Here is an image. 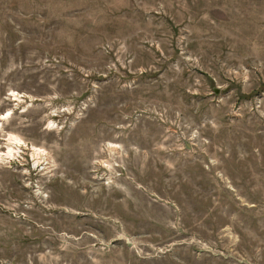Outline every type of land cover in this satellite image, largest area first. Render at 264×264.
I'll list each match as a JSON object with an SVG mask.
<instances>
[{"label":"rangeland","instance_id":"374dc122","mask_svg":"<svg viewBox=\"0 0 264 264\" xmlns=\"http://www.w3.org/2000/svg\"><path fill=\"white\" fill-rule=\"evenodd\" d=\"M5 114L0 264H264V0H0Z\"/></svg>","mask_w":264,"mask_h":264},{"label":"bare ground","instance_id":"6f19581e","mask_svg":"<svg viewBox=\"0 0 264 264\" xmlns=\"http://www.w3.org/2000/svg\"><path fill=\"white\" fill-rule=\"evenodd\" d=\"M6 116H7V114L1 115L0 118L5 119ZM6 120H7V118H6ZM21 145H23V144L20 141V139L17 136L10 134L7 138V143H6V147H5L6 151L0 152V159H1V157H6V159L9 157H13V154L18 151V149L20 148ZM32 155L38 156L39 155L38 149L32 148Z\"/></svg>","mask_w":264,"mask_h":264}]
</instances>
